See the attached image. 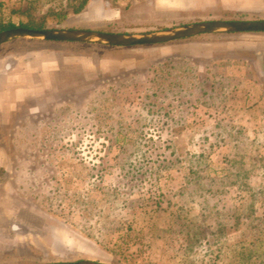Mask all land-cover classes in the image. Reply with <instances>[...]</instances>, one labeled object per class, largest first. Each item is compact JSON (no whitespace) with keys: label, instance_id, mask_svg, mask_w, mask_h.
Returning a JSON list of instances; mask_svg holds the SVG:
<instances>
[{"label":"rangeland","instance_id":"1","mask_svg":"<svg viewBox=\"0 0 264 264\" xmlns=\"http://www.w3.org/2000/svg\"><path fill=\"white\" fill-rule=\"evenodd\" d=\"M80 4L0 0V24L141 35L264 20V0ZM220 34L219 50L193 45L209 34L0 46V264H264V132L231 151L213 131L216 110L249 104L215 97L245 87L263 115L264 85L243 49L254 33Z\"/></svg>","mask_w":264,"mask_h":264},{"label":"water","instance_id":"2","mask_svg":"<svg viewBox=\"0 0 264 264\" xmlns=\"http://www.w3.org/2000/svg\"><path fill=\"white\" fill-rule=\"evenodd\" d=\"M264 33V20L226 21L213 20L193 23L164 31L141 35L108 33L93 30L57 29L39 30L19 27L0 32V46L17 39L41 40L62 43H86L113 47L156 46L197 37L203 34ZM46 264H105L92 260L55 262Z\"/></svg>","mask_w":264,"mask_h":264},{"label":"crops","instance_id":"3","mask_svg":"<svg viewBox=\"0 0 264 264\" xmlns=\"http://www.w3.org/2000/svg\"><path fill=\"white\" fill-rule=\"evenodd\" d=\"M250 35L251 36H245L244 40L247 41V44L243 49H245L244 51L248 55L252 56V54H254L256 56L257 61L254 63L256 73H255V75L252 74L254 77L252 79V82L254 85H256V87L258 84L263 89L262 85H264V34H260V33L255 34L254 33V34H250ZM222 37H224V38H222ZM225 37L226 36H223L221 34H215V35L209 34V36L204 37L202 39L200 38V40H197L196 41L197 43L195 42L196 44L194 43L193 45H197V47H199V48L201 47L204 50H208V49L210 50L212 48L214 50L215 49L219 50L220 49L219 42L222 39H226ZM214 44H215V46H214ZM251 64L252 63H249V62L246 64V69L249 71L253 70V68H254L253 66H250ZM244 88L238 87L235 89L236 93L242 92V94L244 93V96H224V97L217 96V97H215L216 100L217 99L229 100V98H230V101H233L232 98L234 97L235 100L239 101L240 103H242L244 100L243 98H245L246 100H248V103H249L248 106H246L245 104L243 105V103L240 106V109H242V108L246 109L244 114H241L238 117L237 116H229V117H227L226 120H222L221 118H219V115L221 114L220 111L219 112H217L218 110L215 111L216 114H218V115L215 116V114H214L215 122H214V127H213L214 129L213 128L212 129H213V131H219V133L224 134L225 146L227 148H229L231 151H232V149L237 150V149L243 147L245 144H247L246 142L253 141L256 139H257L258 143L263 141V142H261V144L264 147V140L259 141L260 128L264 132V126L262 125L263 122H261L262 118H264L263 117L264 114L262 115L261 112L257 111V109H256L257 108V105H256L257 101H256V103L251 102V100L256 97V94L252 95L250 93H253V92H249L250 90H248V89H247L248 92H246L244 90ZM245 94H248L247 97H245ZM237 97H238V99H237ZM248 97H250V98H248ZM262 97L263 96H259V98H262ZM235 108H237V107H235ZM220 125H224V126H220ZM251 134L252 135L257 134V135L254 138H252V137L249 138L248 135H251ZM263 147H262V149H263ZM228 157L232 158V156H228ZM233 157H235V155Z\"/></svg>","mask_w":264,"mask_h":264},{"label":"trees","instance_id":"4","mask_svg":"<svg viewBox=\"0 0 264 264\" xmlns=\"http://www.w3.org/2000/svg\"><path fill=\"white\" fill-rule=\"evenodd\" d=\"M89 1L90 0H81V4L78 7H75L74 6L75 12H79V11L83 10L88 5ZM236 16L244 17L245 15L244 14H241V15L240 14H236ZM19 27L32 28V29H40V30L43 29L42 27H38V28L32 27L29 24H23L22 23V24L16 25V24H13V23H9V24H0V32H2L4 30L19 28ZM162 45H166V44H162ZM156 46H160V45H156ZM135 47H141V46H135ZM144 47H147V46H144Z\"/></svg>","mask_w":264,"mask_h":264}]
</instances>
